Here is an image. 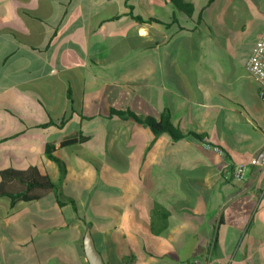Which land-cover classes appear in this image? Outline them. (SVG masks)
I'll return each instance as SVG.
<instances>
[{"label": "crops", "instance_id": "crops-1", "mask_svg": "<svg viewBox=\"0 0 264 264\" xmlns=\"http://www.w3.org/2000/svg\"><path fill=\"white\" fill-rule=\"evenodd\" d=\"M184 1L190 17L168 0H0V171L56 185L0 199V264H264V166L232 177L264 147L246 71L264 0Z\"/></svg>", "mask_w": 264, "mask_h": 264}, {"label": "trees", "instance_id": "trees-1", "mask_svg": "<svg viewBox=\"0 0 264 264\" xmlns=\"http://www.w3.org/2000/svg\"><path fill=\"white\" fill-rule=\"evenodd\" d=\"M177 10L190 17L194 11L192 4L184 0H168ZM137 22H142L138 17H134ZM109 117H115L123 120H132L138 124L146 126L154 136L162 134L168 135L173 141H179L186 137H192L196 140L202 141V137L193 132L183 133L181 130L172 125L169 114L161 115L159 120L152 117L140 118L130 111H117L111 109ZM87 138L78 135L76 138H71L61 143V147H67L83 143ZM52 146L46 147V155L58 163L62 164L53 156ZM10 183L17 184V190H11ZM55 184L47 175H41L36 168L28 170L5 169L0 171V199H9L11 203L14 202H32L41 199L48 192L55 188Z\"/></svg>", "mask_w": 264, "mask_h": 264}, {"label": "built area", "instance_id": "built-area-1", "mask_svg": "<svg viewBox=\"0 0 264 264\" xmlns=\"http://www.w3.org/2000/svg\"><path fill=\"white\" fill-rule=\"evenodd\" d=\"M246 71L258 83V95L264 101V31L255 42L252 52L246 63ZM248 166H264V147L254 155L247 163H240L232 170V177L236 181H242Z\"/></svg>", "mask_w": 264, "mask_h": 264}, {"label": "water", "instance_id": "water-1", "mask_svg": "<svg viewBox=\"0 0 264 264\" xmlns=\"http://www.w3.org/2000/svg\"><path fill=\"white\" fill-rule=\"evenodd\" d=\"M85 238H86V244H85V248H86V250H87V252L89 253V254H95V252H94V247H93V245H92V242H91V238H90V233H89V231H87L86 232V234H85ZM93 259H94V257H92Z\"/></svg>", "mask_w": 264, "mask_h": 264}, {"label": "rangeland", "instance_id": "rangeland-1", "mask_svg": "<svg viewBox=\"0 0 264 264\" xmlns=\"http://www.w3.org/2000/svg\"><path fill=\"white\" fill-rule=\"evenodd\" d=\"M62 179H63V177H62Z\"/></svg>", "mask_w": 264, "mask_h": 264}]
</instances>
